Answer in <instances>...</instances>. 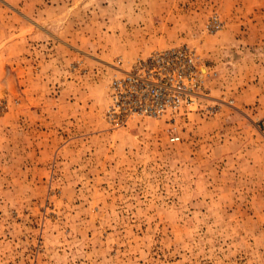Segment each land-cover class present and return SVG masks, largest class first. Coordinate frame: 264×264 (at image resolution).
Masks as SVG:
<instances>
[{
	"label": "rangeland",
	"instance_id": "1",
	"mask_svg": "<svg viewBox=\"0 0 264 264\" xmlns=\"http://www.w3.org/2000/svg\"><path fill=\"white\" fill-rule=\"evenodd\" d=\"M181 46L195 103L112 122ZM0 264H264V0H0Z\"/></svg>",
	"mask_w": 264,
	"mask_h": 264
},
{
	"label": "built area",
	"instance_id": "2",
	"mask_svg": "<svg viewBox=\"0 0 264 264\" xmlns=\"http://www.w3.org/2000/svg\"><path fill=\"white\" fill-rule=\"evenodd\" d=\"M196 52L181 46L152 53L113 75L107 114L125 124L136 116L162 118L195 103L200 86ZM180 140L172 135L171 141Z\"/></svg>",
	"mask_w": 264,
	"mask_h": 264
}]
</instances>
